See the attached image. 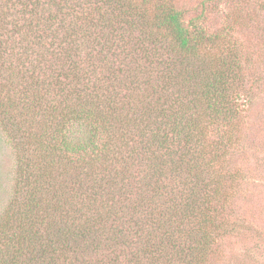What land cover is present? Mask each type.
Segmentation results:
<instances>
[{"label":"trees","instance_id":"16d2710c","mask_svg":"<svg viewBox=\"0 0 264 264\" xmlns=\"http://www.w3.org/2000/svg\"><path fill=\"white\" fill-rule=\"evenodd\" d=\"M243 83L174 0H0V264H212Z\"/></svg>","mask_w":264,"mask_h":264},{"label":"rangeland","instance_id":"374dc122","mask_svg":"<svg viewBox=\"0 0 264 264\" xmlns=\"http://www.w3.org/2000/svg\"><path fill=\"white\" fill-rule=\"evenodd\" d=\"M204 33L231 41L241 59V115L230 130L228 162L241 180L227 211L232 227L212 264H264V0H174ZM17 149L0 122V217L17 190ZM230 224V223H229Z\"/></svg>","mask_w":264,"mask_h":264}]
</instances>
